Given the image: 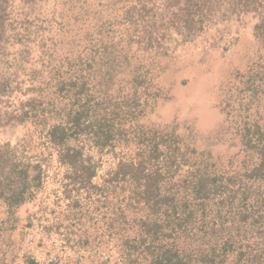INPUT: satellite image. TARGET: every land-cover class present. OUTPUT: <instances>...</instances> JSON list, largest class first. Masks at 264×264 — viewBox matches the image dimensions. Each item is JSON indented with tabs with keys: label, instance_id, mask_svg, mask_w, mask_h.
Returning a JSON list of instances; mask_svg holds the SVG:
<instances>
[{
	"label": "trees",
	"instance_id": "trees-1",
	"mask_svg": "<svg viewBox=\"0 0 264 264\" xmlns=\"http://www.w3.org/2000/svg\"><path fill=\"white\" fill-rule=\"evenodd\" d=\"M209 30L253 38L219 101L231 156L154 112ZM5 125L0 264H264V0H0Z\"/></svg>",
	"mask_w": 264,
	"mask_h": 264
},
{
	"label": "rangeland",
	"instance_id": "rangeland-1",
	"mask_svg": "<svg viewBox=\"0 0 264 264\" xmlns=\"http://www.w3.org/2000/svg\"><path fill=\"white\" fill-rule=\"evenodd\" d=\"M220 35L222 40L230 38ZM240 35L236 46L232 44L236 40L231 39V48L224 51L219 48L220 45L217 46L214 38L212 41L208 40V44L192 42L182 47L178 57L173 60L175 63L164 74L165 87H169V98L160 99L154 107L160 121L176 120L183 132L185 129L186 133L192 134L193 137L189 140L196 148L209 150L217 157L227 154L231 156L237 150L236 140V145L228 148V142L220 140L217 133L228 130V137L233 138L231 132L234 130L226 123L225 113L219 106V101L231 85L235 69H244L248 62L246 53L251 49L253 38L249 31ZM196 120L202 124L204 130L196 131L193 126ZM2 130L0 139L5 141L16 133L18 128L5 125ZM2 163L0 159V167ZM4 173V177H0V193L7 197L17 192L18 183L15 176L9 174L8 167L4 169ZM2 210L0 207V212Z\"/></svg>",
	"mask_w": 264,
	"mask_h": 264
},
{
	"label": "water",
	"instance_id": "water-1",
	"mask_svg": "<svg viewBox=\"0 0 264 264\" xmlns=\"http://www.w3.org/2000/svg\"><path fill=\"white\" fill-rule=\"evenodd\" d=\"M220 30L223 32V35H225V36H227V37H231V36H233L234 34V31H235V24H234V22H227V23H223L221 26H220ZM247 29H246V27L242 30V31H246ZM213 38H214V41H216V36H214V32H213V30H209V31H206V32H204V33H202V34H200L196 39H195V41H193V43H196V44H200V42L201 43H205V44H208V40H210V41H212L213 40ZM182 47H184V46H181L180 48H179V50H178V54H177V56L175 57V58H172V59H167V61H165L166 62V66H167V68H166V72L169 70V68L173 65V63H175L173 60H175L177 57H178V55H179V51H180V49L182 48ZM191 63H189V65H190ZM195 125H197L196 127H195ZM195 125H193L194 126V128L196 129V131L198 132V130L199 129H201V130H204V127L202 126V124H200L199 123V121H197L196 120V124Z\"/></svg>",
	"mask_w": 264,
	"mask_h": 264
}]
</instances>
